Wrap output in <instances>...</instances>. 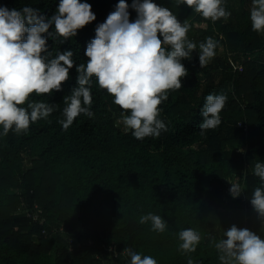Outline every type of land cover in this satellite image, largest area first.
Here are the masks:
<instances>
[{"label":"trees","instance_id":"16d2710c","mask_svg":"<svg viewBox=\"0 0 264 264\" xmlns=\"http://www.w3.org/2000/svg\"><path fill=\"white\" fill-rule=\"evenodd\" d=\"M58 2L0 0V6H30L51 17ZM86 2L96 21L62 44L48 40L52 57L73 51L69 80L50 97H31L56 110L26 133L0 136V264H128L129 256L117 258L101 249L104 244L130 248L158 264H188L189 258L220 264L215 243L231 226L264 237V223L250 203L260 186L252 168L264 162V34L252 31L251 0H226L231 16L216 22L176 0H154L190 26L187 36L197 48L182 61L188 71L182 88L170 90L159 105L167 131L143 140L124 133L117 123L121 109L95 82L93 117L81 114L67 131L58 123L96 25L118 0ZM126 2L134 21L132 0ZM208 37L218 42L216 55L199 67V44ZM209 94L228 99L221 125L201 135L200 109ZM229 182L242 186L240 197L232 198ZM148 213L166 221L163 233L139 222ZM186 228L201 233L195 252L179 250L178 233Z\"/></svg>","mask_w":264,"mask_h":264},{"label":"clouds","instance_id":"9594fccd","mask_svg":"<svg viewBox=\"0 0 264 264\" xmlns=\"http://www.w3.org/2000/svg\"><path fill=\"white\" fill-rule=\"evenodd\" d=\"M176 4L186 5L212 22L231 16L226 0H176ZM131 9L137 14L134 21H130L126 0H118L105 21L96 25L95 36L84 52L87 61L76 66L77 86L63 99L65 107L58 120L62 130L67 131L81 114L93 117L91 86L95 82L121 109L117 123L123 125L124 133L143 140L167 131L159 118V105L168 99L170 90L182 88V80L188 76L182 61L192 58L197 45L188 39L190 26L181 23L169 8L154 0H132ZM249 19L252 31L264 34V0H251ZM94 21L96 15L86 0H59L51 17L30 6H0V136L9 131L26 133L31 124L47 120L56 110L54 104L31 97H50L61 91L74 66V53L58 51L52 57L48 40L62 44ZM217 47L218 42L211 37L199 44V67L215 57ZM227 99L223 94L205 97L198 126L201 135L221 125L220 113ZM252 173L259 178L260 186L253 190L250 203L264 223V162L255 163ZM229 183L232 198L240 197L242 186ZM139 222L150 223L157 233L167 227L166 221L153 213L142 215ZM223 237L215 243L220 264H264L261 235L233 225L223 231ZM178 239L181 252H195L201 233L182 229ZM114 255L129 256L128 264H158L155 258L130 248ZM188 264H193L192 259Z\"/></svg>","mask_w":264,"mask_h":264},{"label":"built area","instance_id":"2783aa9c","mask_svg":"<svg viewBox=\"0 0 264 264\" xmlns=\"http://www.w3.org/2000/svg\"><path fill=\"white\" fill-rule=\"evenodd\" d=\"M245 130H247V129H245ZM39 213L42 214V211H39ZM39 213H34L33 214L35 221H39L40 220L41 217H40V214ZM61 231H63V229H61ZM101 249L104 250V251L111 252L113 254V256H115L117 258L119 256L114 255V253H122L123 250H124V249H122V250L118 251V249H117L116 246H107L106 244H104ZM110 249L113 250V251H110ZM121 256H123V258H126L127 257V255H121Z\"/></svg>","mask_w":264,"mask_h":264},{"label":"rangeland","instance_id":"374dc122","mask_svg":"<svg viewBox=\"0 0 264 264\" xmlns=\"http://www.w3.org/2000/svg\"><path fill=\"white\" fill-rule=\"evenodd\" d=\"M261 56H263V55L258 54V55H256L255 57H256L257 59H259ZM107 264H108V263H107Z\"/></svg>","mask_w":264,"mask_h":264}]
</instances>
